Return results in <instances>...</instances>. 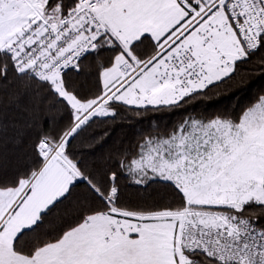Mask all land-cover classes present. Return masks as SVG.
<instances>
[{
    "label": "snow or ice",
    "instance_id": "obj_1",
    "mask_svg": "<svg viewBox=\"0 0 264 264\" xmlns=\"http://www.w3.org/2000/svg\"><path fill=\"white\" fill-rule=\"evenodd\" d=\"M0 264H264V0H0Z\"/></svg>",
    "mask_w": 264,
    "mask_h": 264
}]
</instances>
